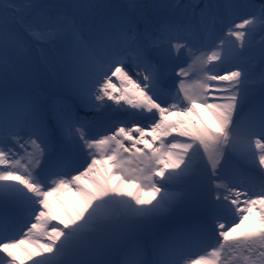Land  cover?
Listing matches in <instances>:
<instances>
[{
  "label": "snow or ice",
  "instance_id": "snow-or-ice-1",
  "mask_svg": "<svg viewBox=\"0 0 264 264\" xmlns=\"http://www.w3.org/2000/svg\"><path fill=\"white\" fill-rule=\"evenodd\" d=\"M57 7L0 0V205L12 206L11 212L0 208V254L6 264H57L64 256L73 258L69 264H98L92 257L102 238L114 230L130 236L189 201L202 209L201 224L155 241L150 261L134 248L126 264H264V95L245 112L252 74L239 67L215 70L238 56L237 48L220 39L210 52L195 56L204 69L201 79L187 83L189 73L181 68L173 102L162 104L163 76L145 40L179 50L186 47L173 39L180 28L160 27L153 36L147 28L139 32L124 14L96 21L92 10L105 5H71L84 10L87 23ZM257 24L264 26V5L258 16L234 23L225 35L242 49L246 29ZM26 39L64 42L61 84L71 95L94 99L97 111L105 99L123 102L152 123L121 124L110 135L89 137L68 100H53L49 111L39 98L10 92L9 82L20 71L11 57ZM260 55L264 60V49ZM260 82L264 89V75ZM57 130L60 139L54 142ZM8 140L24 149V156L6 150ZM234 156L258 173H246L234 184L228 173ZM169 184L179 190L169 193ZM64 193L73 199H62ZM21 221L28 225L23 237L11 238ZM212 237L205 254H186Z\"/></svg>",
  "mask_w": 264,
  "mask_h": 264
},
{
  "label": "rangeland",
  "instance_id": "rangeland-1",
  "mask_svg": "<svg viewBox=\"0 0 264 264\" xmlns=\"http://www.w3.org/2000/svg\"><path fill=\"white\" fill-rule=\"evenodd\" d=\"M137 1L138 0H35L36 3L60 6V7H57L55 9L57 12L62 13V14H67V15H75V16H77V18L84 19L85 23H87L88 17L85 15L84 10H79V9L70 7L71 5H76V4H81V3H96V4H100V5H105L106 7L92 10L95 13L96 21H100L102 19L106 20L107 18H109L113 15H118V14H124V15L128 16V10L130 8H132V7H130V5L133 3H136ZM178 1L180 2V4L184 3V0H178ZM240 1L241 0H235V1L220 0V1H218V4H217L218 9L214 4H211L210 7H208L211 9V15H210V17H208L206 20H204L201 23L200 27L203 30L204 27L207 25L208 21L210 23L211 20L213 18H215L216 15H218V20L214 23L213 22L211 23L210 31L207 34V36L210 37L211 40L215 37V34L217 35L216 32L220 31L221 28H222L221 33H223V32L226 33L229 30V28L232 27V23H230L229 21H227V23H226V20H225V18H227L225 16L229 12H241L242 10L245 12V11H247V9L250 6V9L253 8L252 9L253 12H252V14H249V16H251V15H257L258 16L259 12H260V7L262 5H264V3H262V0H256L258 2V5L256 3L254 7H251V3H247V2L245 3V0H243L242 2H240ZM248 1H251V0H248ZM13 2L21 3L22 0H13ZM228 4L237 5V7H232V8L225 7V5H228ZM133 9H135V8H133ZM135 10L138 13L142 14L141 9H135ZM200 10L204 11L205 9L202 8ZM181 14H183V13L180 9H173L170 6V4H168L166 7L159 6V9H155V11H151L149 17L146 16V14H142V15H145L150 21V24L145 25V27L147 29H149L150 25L153 23L154 30H152L151 33L155 32L157 35L158 34L157 29H159L160 27H166L169 25H173V26L180 28L179 23L181 20H188V21L190 20V22L193 23L194 19H193V17H191V11H187L186 14L182 18H180ZM249 16H246V17H249ZM246 17H244V18H246ZM237 19H239V17H237ZM243 19H241V20H243ZM165 20L168 21V24H166ZM241 20H239L237 22H240ZM261 27H263V26L257 24L255 27L250 26L249 29H246V31H248L249 34L245 36L244 45H243L242 49L239 47L238 42H236L232 37H229L228 40L226 41V44L228 41H231V44L233 46H235L237 48V51L240 53L238 56L230 59V61L237 59L239 63L244 62V66H246L245 70L249 71L251 74L258 73V74H260V76L264 75V66L263 65H258L255 69L248 70V68L252 66L251 59L254 56H257V54H258L257 42L259 40V37L257 38V34L261 31ZM254 28H256V29H254ZM179 32L174 34L173 39H174V41H180V42L184 43L186 45V47H183V48H180L179 50H176L175 53H173L174 55H172V57L170 54H167L169 56L165 59V60H167V62H165L166 63L165 67L167 65L173 66V63H175L174 68L171 69L172 70L171 79L174 81V84L179 82V80L181 79V77L176 75V72H178L181 68L185 69L189 73V75L185 78L187 83L198 82L201 79V77H199V76L197 77L196 75H194L193 76L194 78H191L189 71L192 72V68L190 66L187 67L185 65L184 60L186 59L185 55H188L190 53V52H187L189 49V46L191 47L190 44L200 45L202 43V40L200 38L197 40L190 38V37L183 38L182 36H180ZM178 37L180 38V40ZM196 38H197V36H196ZM218 38H219V36H216L215 41H217ZM28 41L29 40H27V39L25 40V45H28ZM209 43H210L209 40L206 41L205 46L202 47L205 53L210 52V51H207V49H206L207 47L212 46V45H209ZM167 45L168 44L165 43L163 46H167ZM37 46H38V50H33L30 47V49L32 51L33 61H31L29 63H26V62L22 61V59H21L20 49L23 51L24 57L27 55L26 51H24L23 48H18V49L14 50L11 58L18 65L20 71L18 72V74L15 78L10 80L9 91L15 92L21 96H34V93L38 89L36 83H37V81H40L38 84L40 85V87H42L46 91V95L51 100H69L70 97H74L61 84L62 76H63V73L65 71L64 64L62 62L63 55H64V42L58 41L55 44L37 43ZM197 47H201V46H196V48ZM158 48H161V47H152L151 44L148 45V52H149L150 59H156L154 61V64H156L159 60H162L163 55H164V53H162L161 55L158 56L157 53L154 52V50L158 49ZM157 52H159V51H157ZM195 52H203V51L201 49H198L196 51L194 50V53ZM36 54L40 60V65H38V72L35 75L34 68H35V63L38 60V58L36 59ZM223 65H224V63L218 64L216 66L215 70L217 72H219V69H221L223 67ZM208 67L211 68V67H213V65H209ZM232 70H234V69H232ZM133 72L136 74L135 70H133ZM133 72H131V75ZM134 73L132 75L133 78L136 77V75ZM161 73H162V75L165 73H166V75H169V72L168 71L166 72L165 68L161 70ZM219 73H223V71H221ZM45 78H46V81H45ZM258 79L259 78H252V81L250 82L249 86L252 89L251 93H256V94L259 93L262 96L264 94H262L260 92H264V89H262V88L256 89V86L258 85ZM166 81H167V79L163 82V85H164L165 89H168V88H170L171 85L167 84ZM63 95H69V96L66 97V99H63L64 98ZM252 97L254 98L255 96H252ZM41 101L43 102L44 100H41ZM92 104H94V103L92 102ZM162 104H169V102L162 101ZM104 106H109V109L114 111V108H113L114 105L113 104H108V105H104ZM84 107H85V105L79 106L74 111V117L78 121H79V117L84 118L86 120L87 118H89L90 115H106V117H108V111L109 110H106L100 114L99 113L96 114L95 112L92 113L91 111H87V112H90V115L85 116L83 114L87 113V112L83 111ZM121 109H126V111L132 110L127 105L123 104V102H121V104L119 105V108L116 110H121ZM93 110H97V109L93 107ZM94 120L100 122L102 125L105 122L104 118H99V117L94 118ZM134 125H136V124H134ZM111 130L112 129L109 128L103 134H109L110 135L111 133H109V132ZM20 136L24 139L25 137H27V134L20 133ZM21 142H23V141H21ZM4 146H5L6 150L8 147H12L14 150L16 149V146L18 148H20L12 140H8L4 144ZM141 146L143 147V145H141ZM20 149L24 151V149H22V148H20ZM19 156H22V155H20L18 153L17 158H19ZM82 160H83V158H82ZM23 162H25V161H22V163ZM72 174H75V172H72ZM69 194H71V193H69ZM0 208H3V210L8 211V212L12 211V206L10 204L9 205H0ZM167 213H165V214H167ZM151 223L153 224L156 222L151 221ZM20 225H23L22 230H21V237H20V238H22L23 232L27 230L28 225L23 224V222ZM137 230H134L132 232V234H134ZM115 231L116 230H114L112 232L113 235H120V236L124 237V239H126V236L121 235V234H119V232H115ZM11 238H13V237H11ZM131 253L132 252L129 253V256L131 255ZM62 258L63 257H60L59 259H62ZM71 259H73V258H71ZM104 259H107V257H105ZM1 260H3V261L1 262ZM118 261H121V260H118ZM6 262H7V257L3 256V254H0V264H6ZM106 262H111V261H106Z\"/></svg>",
  "mask_w": 264,
  "mask_h": 264
},
{
  "label": "water",
  "instance_id": "water-1",
  "mask_svg": "<svg viewBox=\"0 0 264 264\" xmlns=\"http://www.w3.org/2000/svg\"><path fill=\"white\" fill-rule=\"evenodd\" d=\"M185 1L186 0H184V3H181V4L179 1L172 2L171 4H174L175 6H182L185 4ZM197 29H198V27H196V29H195L196 34H197ZM216 33H217V35L215 34V37L212 40L210 37L207 38V41L208 40L210 41L209 45H213V43L216 39V36H218L220 34V31H217ZM179 34L183 38L189 37L183 30H181L179 32ZM258 37H259V40L257 43L260 46L261 44L264 43V26L261 27V31L257 35V38ZM193 39H196V36H194ZM30 47L33 50H38L37 43L29 40L28 45H24V47H23L24 51H26V54H27L26 57H29L32 55V51H31ZM20 53L22 56H24L23 51L21 49H20ZM37 58H38V56L36 54V59ZM251 62H252V60H251ZM36 64L40 65L39 58L36 61L35 65ZM237 67L242 68V69H246V66H244V62L239 63L238 60L235 59V60H231V61L229 60L228 62L224 63L223 67L219 70L224 72V71H230L232 69H236ZM250 69H254L253 63H252V66L248 68V70H250ZM252 78H259L258 79V85L256 86V89L262 88L261 82H260V80H261L260 74L254 73V74H252ZM45 81H46V78H45ZM39 82L40 81H37V83H36V85L38 87L37 91L34 93V96H31V97L44 100L42 103H44L50 111L51 107H52L53 100H51L46 95V91L42 87H40V85L38 84ZM260 93L264 94V92H260ZM171 94H172V92H171V90H169V88L165 89L164 93L161 94L159 97L160 102L161 103H162V101L169 102V96ZM63 96H64L63 99H66V97H68L69 95H63ZM252 96H255V97L253 98ZM261 97L262 96L259 93H257V94L256 93H250L249 105L245 106V112L248 110V106H250V104H253V103L258 104L261 100ZM71 98L72 97H70V99ZM87 103H89L90 106L92 105L91 102H87ZM106 110H109L108 111V117H106V115L104 117H99V118L105 119L104 124L102 125L100 122L97 121L98 124H100V126H97V128L102 129L101 135L107 129L111 128L112 129L111 131H113L114 128L118 126L116 124L117 110L113 111V110H110L109 108H107ZM92 116L93 115L89 116L88 121H91V119L94 120V118H91ZM118 116H120V115H118ZM79 119H82V118H79ZM142 121L144 123H142L141 125L146 126V127H148L152 123L151 120L145 119V118L140 119L138 122H142ZM79 122L83 123L81 120H79ZM111 131L109 133H111ZM58 134L60 135L59 132H58ZM99 136H100L99 133L89 135V137H95V138H99ZM140 147H142V146H140ZM228 173L232 177L233 183L239 184V180L244 174H246V173L257 174L258 169L251 168V166L247 165L242 159L234 156L228 165ZM167 187H168L169 193H173V192H176L177 190H179V186L174 188L173 185H168ZM189 205L194 206L195 212L197 214H196V216H192L190 219H188L189 221H187L185 216L184 215L181 216L180 213L183 211L185 206H189ZM173 216H177L178 218L173 220V221H170L171 217H173ZM202 219H203L202 209L196 203L191 202V201L180 203L178 206H176L172 210H170V212H168L167 214H164V215L154 219L157 221V224L153 227L139 228L134 234L127 236L126 239H124V237H122L120 235H113V234H111L110 238H107V239L102 238L101 247L99 248L98 252L92 257V259L95 261H98V264H124V259L129 258V253L132 252V250L134 248H136L137 245L140 243H144L143 246L138 247V249L143 250L144 257L153 256V248H152L153 243L155 241L161 239L162 235L166 233L168 228L174 227L171 230L181 229V228H195L201 224ZM167 235H168V232L166 233V236ZM215 239H216L215 237H212L206 241H202V242L194 244L193 246H191L187 250L186 254L191 258L197 256L198 254H205L206 251L215 242ZM107 244L114 246V258L110 256V251L112 250L111 248H107L106 250H103V248L107 247ZM122 245H123V247H122ZM124 246H126V247H124ZM148 247H149V249H148ZM147 249L149 250L150 253H147ZM118 252H122V255L117 254ZM105 257H107V259H104ZM63 258L64 259H61L63 261L60 264H69V262L72 260L71 259L72 257H69V256H64ZM118 260H121V261H118ZM2 261L3 260H1V262ZM106 261H111V262H106Z\"/></svg>",
  "mask_w": 264,
  "mask_h": 264
},
{
  "label": "clouds",
  "instance_id": "clouds-1",
  "mask_svg": "<svg viewBox=\"0 0 264 264\" xmlns=\"http://www.w3.org/2000/svg\"><path fill=\"white\" fill-rule=\"evenodd\" d=\"M164 1L165 0H138L137 2H136V4H140V5H142V7L141 8H139V9H141V12H142V14H146V16H148L149 17V15H150V13H151V11H155V9H159V6H161V7H164ZM218 1H220V0H186L185 1V4L184 5H182V6H175L174 4H170V6L173 8V9H180L181 11H182V13L183 14H181V17L180 18H182L185 14H186V12L187 11H191V17H193V19H194V21H193V23L192 22H190V20L188 21V20H181L180 21V23H179V26H180V29L181 30H183L189 37H191V38H193L194 36H197V38H196V40L197 39H201L202 40V43L204 42V40H206L207 38H208V36H207V31L208 30H210V26H211V23H212V21H213V19L211 20V22L209 23V21H208V23H207V25L204 27V29L202 30L201 29V23L204 21V20H206L208 17H210V15H211V9L210 8H208L207 6H210L211 4H214L216 7H217V9H218V6H217V4H218ZM227 1V0H226ZM230 1H235V0H230ZM243 0H241L240 2H242ZM255 1V2H254ZM251 3V7H254L255 6V4L257 3V5H258V2L256 1V0H251V1H248V0H245V3ZM202 8H204L205 10L204 11H201L200 9H202ZM248 8V7H247ZM261 8V7H260ZM252 9L253 8H251L250 9V6H249V8L247 9V11H241V12H229L225 17H227V18H225V20H226V23H227V21H229L230 23H232V25L235 23V22H237V21H239V20H241V19H243L244 17H246V16H249V14H252ZM231 13H233L234 14V16L231 18V16H232V14ZM142 14H140V13H138L135 9H133V8H130L129 10H128V16L130 17V18H132V19H134L135 21H136V23H137V29H138V31L139 32H144L145 31V25H147V24H150V21H149V19L145 16V15H142ZM237 17H239V19H237ZM231 18V19H230ZM230 19V20H229ZM218 20V15H216V17L214 18V22H216ZM165 22H166V24H168V21L167 20H165ZM144 27V28H143ZM196 27H198V29H197V34L195 33V29H196ZM141 29H142V31H141ZM222 29V28H221ZM220 29V30H221ZM254 29H256V28H254ZM258 29V28H257ZM180 30V31H181ZM259 30V29H258ZM151 33V32H150ZM221 33V32H220ZM153 36H155L156 35V33L155 32H152L151 33ZM258 35V34H257ZM219 36V35H218ZM179 38V37H178ZM179 40H180V38H179ZM145 43L147 44V45H150L151 43H150V41H148V40H145ZM201 43V44H202ZM200 44V45H201ZM191 45V44H190ZM196 45V44H195ZM213 45H214V43H213ZM163 47H166V46H163ZM261 47H263V49H264V43L263 44H261L260 46L258 45V43H257V50H258V54H257V56H254L251 60H252V63L254 64V69L258 66V65H263L264 66V60H262L261 59V55H260V53H261V51H260V48ZM159 49V48H158ZM154 52H157V49H155L154 50ZM158 56H159V54H157ZM152 60V62L154 63V61L156 60V59H151ZM165 62H167V60H165V59H162V60H159L157 63H156V65L160 68V70H162V69H164L165 68V70H166V72L168 71L169 72V75H166V73L165 74H163L162 76H163V82L167 79V84H169V85H175L174 84V81L171 79V74H172V66H166L165 67ZM133 72V71H132ZM134 73V72H133ZM133 73H132V75H133ZM135 74V73H134ZM136 75V74H135ZM261 77V76H260ZM171 87V86H170ZM73 98V97H72ZM92 103V102H91ZM77 107H79V106H77ZM76 107V108H77ZM75 108V109H76ZM107 108H109V106H104L101 110H99V111H97V110H94V112L96 113V111L100 114V113H102V112H104V111H106V109ZM115 110V109H114ZM75 111V110H74ZM84 112H87V111H85V110H83ZM92 112V111H91ZM93 113V112H92ZM98 113H96V114H98ZM74 115V114H73ZM83 115H85V116H87V115H90V112H87V113H84ZM80 118V117H79ZM79 120H81L82 122H83V124L85 125V133L89 136V135H92V134H95V133H99L100 135H101V133L100 132H102V129H98L97 128V126H100V124H98V122L96 121V120H91V121H88V118L85 120L84 118H82V119H79ZM93 123V124H92ZM140 126H142V125H140ZM144 127H146V126H144ZM169 139H171V138H169ZM253 150L255 151V149L253 148ZM81 158V159H80ZM82 156H80V157H78V159L79 160H81L82 161ZM84 159V158H83ZM76 167H79V165H77ZM169 185H173L174 186V188H176L177 186H179V185H176V184H169ZM181 214V216H185V218L187 219V221H189L188 219H190L192 216H196V212H195V208H194V206H192V205H189V206H185L184 207V209H183V211L180 213ZM198 216V215H197ZM178 217L177 216H173V217H171V219H170V221H173V220H175V219H177ZM156 223H148L147 225H145V226H143V227H141V228H146V227H153V226H155L156 224H157V221L156 220H154ZM22 223V222H21ZM20 223V224H21ZM17 225V228H18V230H16V231H14L12 234H14V238H20L21 237V230H22V226L23 225ZM172 228H174V227H172ZM172 228H168L167 229V231H166V233L168 232V235H169V233H171L173 230H171ZM176 230H178V229H174V231H176ZM166 236V235H165ZM162 239V238H161ZM144 245V243H140V244H138L137 245V247L136 248H138V247H140V246H143ZM198 255H200V254H198ZM192 258H195V257H192Z\"/></svg>",
  "mask_w": 264,
  "mask_h": 264
},
{
  "label": "bare ground",
  "instance_id": "bare-ground-1",
  "mask_svg": "<svg viewBox=\"0 0 264 264\" xmlns=\"http://www.w3.org/2000/svg\"><path fill=\"white\" fill-rule=\"evenodd\" d=\"M175 1H178V0H165L164 1V7H166L168 4H171L172 2H175ZM262 3H264V0H262ZM152 30H154V25H153V23L150 25V28L148 29V31L149 32H151ZM222 30H220V32H221ZM225 32H223V33H220V35H219V38H218V40L217 41H214V45H212L211 47H207L206 49H207V51H211L214 47H215V44H217V43H219V40L220 39H224L225 41H227L228 40V36H226L225 34H224ZM207 41V39L206 40H204V42L201 44V45H195V44H191V47L189 46V49H188V51L187 52H190L188 55H185L186 56V59L184 60V62H185V65L188 67V66H190L191 68H192V72L191 71H189L190 72V77L191 78H194L193 76L194 75H196L197 77L199 76V77H202V75H203V71H204V69L202 68V65H201V63L199 62V61H195V56H198V55H200V53L201 52H195L194 53V50L196 51V50H198V49H201L203 52H204V50H203V48L202 47H204L205 46V42ZM196 46H201V47H197L196 48ZM157 51H159V52H156L157 54H159V55H161L162 53H164V55H163V59H166L169 55H167V54H170L171 55V57H172V55H174L173 53H175V49H172L171 47H170V45H167L166 47H161V48H159V49H157ZM205 53V52H204ZM205 54H207V53H205ZM21 59H22V61H24V62H26V63H29V62H31L29 59H28V57H24V56H22L21 57ZM174 64L175 63H173V66H172V68H174ZM219 72H221L220 70H219ZM113 79H115V78H113ZM169 90H171V92H172V94L169 96V104H171L172 102H173V97H174V95H175V85H171V87L169 88ZM71 104H72V112H73V114H74V110H75V108L77 107V106H84L85 105V107L83 108L85 111H92V112H94V110H93V107L92 106H90V104L89 103H87V102H83V101H81V99H79L78 97H76V96H74L73 98H71L70 100H68ZM92 102L95 104L96 103V101L93 99L92 100ZM101 104H103V105H108V104H113L114 106H113V108L116 110V109H118L119 108V105H117V104H115L113 101H108V100H103V101H101L100 102ZM96 113H98L97 111H96ZM118 115H120V116H118ZM144 115H146V114H144ZM144 115H142V114H140V113H136L135 112V110H131V111H126V109H121V110H117V120H116V124L118 125V126H120L121 124H124V125H127L128 127H132L134 124H136V125H141L142 123H144L143 121L142 122H138L140 119H142V118H144ZM105 115H93L91 118H95V117H104ZM106 125V124H105ZM117 126V127H118ZM58 130H57V133H56V136H55V138H54V142H58L59 141V139H60V135L58 134ZM20 133H22V134H27V132H26V130H22ZM24 139H27V137H25ZM21 141H23V138H22V140ZM124 143H125V145H128L129 144V142L128 141H124ZM141 146V145H140ZM139 146V147H140ZM20 155H22V156H24V151L23 150H21L20 148H18L17 146H16V149H15ZM28 150L29 151H31V148L29 147L28 148ZM126 155V154H125ZM84 158V157H83ZM62 199H73V197L71 196V194H69V193H64L63 194V196L61 197ZM115 240V239H114ZM112 242V241H111ZM122 247H123V245H122ZM124 247H126V246H124ZM107 248H111L112 250L110 251V256L111 257H113L114 258V246H111V245H109V244H107V247L106 248H103V250H106ZM148 249H149V247H148ZM147 249V253H150L149 252V250ZM117 254H121L122 255V252H118ZM143 259H145V260H148V261H150L151 259H152V256H149V257H144L143 256ZM128 260V258H126V259H124V264H126V261Z\"/></svg>",
  "mask_w": 264,
  "mask_h": 264
},
{
  "label": "flooded vegetation",
  "instance_id": "flooded-vegetation-1",
  "mask_svg": "<svg viewBox=\"0 0 264 264\" xmlns=\"http://www.w3.org/2000/svg\"><path fill=\"white\" fill-rule=\"evenodd\" d=\"M231 14H232V16H231V18H232V17L234 16V14H233V13H231ZM231 18H230V19H231ZM230 19H229V20H230ZM209 31H210V30L207 31V34H208ZM20 56L22 57L21 53H20ZM28 59H29L30 61H33V60H32V55L29 56ZM37 72H38V65L36 64V65H35V68H34V73H35V75L37 74ZM170 138H171V137H170ZM126 155H127V154H126ZM115 232H118V230H116Z\"/></svg>",
  "mask_w": 264,
  "mask_h": 264
},
{
  "label": "trees",
  "instance_id": "trees-1",
  "mask_svg": "<svg viewBox=\"0 0 264 264\" xmlns=\"http://www.w3.org/2000/svg\"><path fill=\"white\" fill-rule=\"evenodd\" d=\"M263 49V47L260 48V51Z\"/></svg>",
  "mask_w": 264,
  "mask_h": 264
}]
</instances>
